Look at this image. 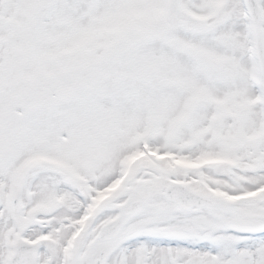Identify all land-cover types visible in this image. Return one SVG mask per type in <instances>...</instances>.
<instances>
[{"label":"snow or ice","instance_id":"snow-or-ice-1","mask_svg":"<svg viewBox=\"0 0 264 264\" xmlns=\"http://www.w3.org/2000/svg\"><path fill=\"white\" fill-rule=\"evenodd\" d=\"M0 264H264V0H0Z\"/></svg>","mask_w":264,"mask_h":264}]
</instances>
